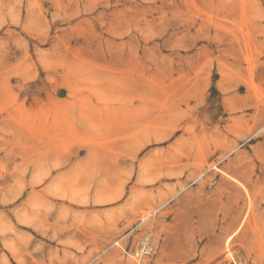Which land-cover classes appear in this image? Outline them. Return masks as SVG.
<instances>
[{"label": "rangeland", "instance_id": "rangeland-1", "mask_svg": "<svg viewBox=\"0 0 264 264\" xmlns=\"http://www.w3.org/2000/svg\"><path fill=\"white\" fill-rule=\"evenodd\" d=\"M0 264H264V0H0Z\"/></svg>", "mask_w": 264, "mask_h": 264}]
</instances>
